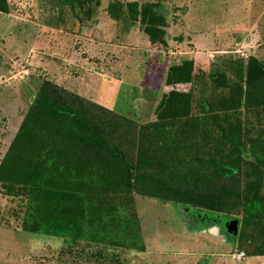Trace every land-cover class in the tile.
Here are the masks:
<instances>
[{"label":"trees","instance_id":"16d2710c","mask_svg":"<svg viewBox=\"0 0 264 264\" xmlns=\"http://www.w3.org/2000/svg\"><path fill=\"white\" fill-rule=\"evenodd\" d=\"M124 10L151 47L165 45L155 4L106 8L116 18ZM8 11L0 0V13ZM220 63L198 81L190 62L169 66L171 89L146 126L42 79L0 159V191L22 209L17 229L58 239L52 245L68 251L124 249L115 232L127 226L122 214L139 195L236 220L246 255L264 256V125L250 133L242 117L264 112V63L253 56ZM185 84L187 91L173 89ZM195 97L200 113L191 111Z\"/></svg>","mask_w":264,"mask_h":264},{"label":"rangeland","instance_id":"374dc122","mask_svg":"<svg viewBox=\"0 0 264 264\" xmlns=\"http://www.w3.org/2000/svg\"><path fill=\"white\" fill-rule=\"evenodd\" d=\"M5 2L0 159L42 79L146 126L156 121L161 95L171 89L164 85L169 66L188 61L198 77L216 62L240 59V53L264 63V0H97V7L88 2L80 8L67 0ZM129 2L157 6L164 46L151 47L125 10L117 18L106 11L110 4ZM189 85L173 89L187 91ZM192 87L197 96L195 81ZM195 100L191 111L200 113L201 98ZM242 117L250 133L264 125V112L246 111ZM21 212L18 200L0 191V264H264V256L248 257L238 243V223L233 235L225 230L232 220L224 216L139 195L122 214L127 226L115 232L124 249L93 244L61 249L52 245L58 239L17 229ZM240 251L244 257L233 260ZM94 253L106 258L91 257Z\"/></svg>","mask_w":264,"mask_h":264},{"label":"water","instance_id":"95a60500","mask_svg":"<svg viewBox=\"0 0 264 264\" xmlns=\"http://www.w3.org/2000/svg\"><path fill=\"white\" fill-rule=\"evenodd\" d=\"M236 220H232L231 222L227 223V225L225 226V230L230 233L233 234L236 232Z\"/></svg>","mask_w":264,"mask_h":264},{"label":"built area","instance_id":"2783aa9c","mask_svg":"<svg viewBox=\"0 0 264 264\" xmlns=\"http://www.w3.org/2000/svg\"><path fill=\"white\" fill-rule=\"evenodd\" d=\"M238 57L242 60H245L247 58V55L240 53ZM243 257H244L243 252H238L232 256L233 260L235 261H240Z\"/></svg>","mask_w":264,"mask_h":264}]
</instances>
